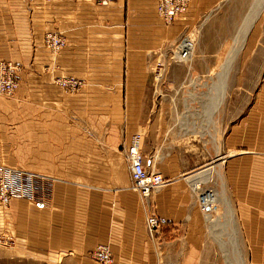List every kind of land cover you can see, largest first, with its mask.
Wrapping results in <instances>:
<instances>
[{
    "label": "crops",
    "instance_id": "0c3cea01",
    "mask_svg": "<svg viewBox=\"0 0 264 264\" xmlns=\"http://www.w3.org/2000/svg\"><path fill=\"white\" fill-rule=\"evenodd\" d=\"M199 1L212 2L209 8L217 2ZM155 6L0 0V61L23 67V163L36 186L33 200L0 207V236L12 239L0 264H97L89 253L99 244L109 246L112 264H191L206 221L193 193L207 192L201 185L209 167L187 176L202 161L188 138L206 134L207 124L171 123V107L151 102L147 67L186 29L179 21L164 26ZM46 34L64 38L58 54L44 48ZM243 51L250 84L264 75V23ZM70 78L79 83L76 91L58 84ZM255 94L258 105L250 109L259 123L247 129L253 134L246 142L262 148L256 157L263 165L254 167L248 186L235 185L245 194L237 201L243 240L252 263L264 264V89ZM93 120H101L99 129ZM135 128L147 130L139 134L145 169L170 180L146 200L132 189L121 156ZM237 129L227 139L231 157L243 155ZM150 214L161 222L154 240L145 229Z\"/></svg>",
    "mask_w": 264,
    "mask_h": 264
},
{
    "label": "rangeland",
    "instance_id": "374dc122",
    "mask_svg": "<svg viewBox=\"0 0 264 264\" xmlns=\"http://www.w3.org/2000/svg\"><path fill=\"white\" fill-rule=\"evenodd\" d=\"M205 3L199 0H191L187 12L177 17L172 24L167 25L168 27L179 21L186 26V29L174 42L163 45L156 65L147 67L148 89L152 94L151 102H154L153 105L171 107L169 113L171 123L184 121L187 124H193L194 127L201 123L207 124L206 134L203 131L204 135L201 137L197 134L196 137L190 136L188 138L189 145H196L198 152L201 148L202 161L198 162L197 166L195 165L187 176L209 167V173H207V176L205 174L204 177L207 186H201L206 187V194L211 193L213 197L215 196L213 210L210 207L209 217H211L207 221L206 214L200 209V195L196 197L192 191L203 215L202 217L206 218V221L204 220L205 227L200 241L196 243L197 248H194L196 252L191 264H230L232 261L235 262L234 264H253L248 247L243 240L238 218L237 201L238 198L245 199V194L243 191L238 194L235 184H240L242 187L248 186V178L251 177L253 172L256 174L254 167L257 168L263 165V159L256 157L263 155L262 148H252L249 143L247 144L246 137L253 134V132H248L247 129H256L259 123L260 116L251 111L250 108L255 104L258 105L255 93L264 89V75L257 76L256 80L249 84L245 75L248 66L246 64L242 66V56L244 47L249 42L251 32L255 26L264 23V0H217L210 8L209 4L212 2ZM206 6L207 10H205ZM261 8L263 10L253 22L244 44L239 50L240 52L237 53L232 66L228 70L223 94L222 90L218 89V84L229 53L238 38L247 29L256 11ZM53 35L63 38L58 34ZM179 46H181L180 49ZM44 48L52 55L60 52L54 54L46 47ZM178 49L180 53L186 52L187 56L181 57L177 51ZM0 63L11 65L17 83V87L11 95H0V178L6 174L29 176L28 174L31 173L25 171L23 163V67L6 61H0ZM260 69V72L264 74V68ZM73 81L75 80L70 78L62 80L58 84L67 91H76L79 87L77 85L74 89L62 85L64 82ZM234 126L238 128L234 133L239 136L238 139L240 140L238 141L237 153H243V155L237 157H231L234 152L232 153L233 150L230 151L227 146V139ZM234 149H236V146ZM123 150L121 156L125 161ZM217 151L219 154L217 153L218 156L215 159ZM34 178V176L28 178L31 180L33 187L32 200L36 189ZM68 180L72 181L69 177ZM250 184L254 185V183ZM189 187L191 188L190 184ZM223 197L234 214L233 220L236 223L233 227L234 231L232 226L228 225L223 207H220L217 202L218 198L220 200ZM254 197L262 198L263 196L254 195ZM212 221L215 224L213 226L209 224ZM219 222L224 223L223 234L220 237ZM219 238H221L222 243L219 242ZM11 243V237L0 236V257L2 252H5L11 246ZM236 252H238L239 259L235 256Z\"/></svg>",
    "mask_w": 264,
    "mask_h": 264
},
{
    "label": "built area",
    "instance_id": "2783aa9c",
    "mask_svg": "<svg viewBox=\"0 0 264 264\" xmlns=\"http://www.w3.org/2000/svg\"><path fill=\"white\" fill-rule=\"evenodd\" d=\"M49 2L50 0H44ZM97 4L106 5L113 0H95ZM191 0H157L156 13L161 22L167 26L175 19L187 12ZM44 47L56 54L63 49L65 42L57 35L47 34L43 38ZM64 86L74 89L79 84L76 81L64 82ZM17 87L12 67L7 63H0V95H11ZM140 136L133 135L123 154L128 167L132 188L141 199H147L154 191L160 190L170 181L157 173L147 172L144 157L139 147ZM29 176L21 174H6L0 178V207L6 209L15 198L30 200L32 198V184ZM200 209L203 212L202 206ZM161 228L159 218L150 214L145 219V229L149 239L154 240ZM89 258L98 264H112V254L108 245L95 246L89 253Z\"/></svg>",
    "mask_w": 264,
    "mask_h": 264
},
{
    "label": "bare ground",
    "instance_id": "6f19581e",
    "mask_svg": "<svg viewBox=\"0 0 264 264\" xmlns=\"http://www.w3.org/2000/svg\"><path fill=\"white\" fill-rule=\"evenodd\" d=\"M156 1L157 0H155V3H156ZM264 8V7H263ZM263 8H261L260 10H257L256 11V13L254 14V16H253V19L251 20V22H250V24L248 25V27H247V29L244 31V33L238 38V40H237V42H236V44L233 46V48H232V50H231V52L229 53V57H228V60H227V62H226V64H225V66H224V68H223V70H222V73L220 74V78H219V84H218V89L220 88L221 90H222V93L224 94V91H225V89L223 88L224 86H225V81L227 80V75H228V70L230 69V67L232 66V63L234 62V59L236 58V56H237V53L238 52H240L239 50L242 48V46H243V44H244V41H245V39H246V36H247V34H248V32L250 31V28H251V26H252V24H253V22H255V20H256V18L259 16V14L261 13V11L263 10ZM155 10H156V6H155ZM157 14V13H156ZM158 16V15H157ZM160 19V18H159ZM65 41V40H64ZM186 42V41H185ZM184 42V43H185ZM183 44V43H182ZM182 46V45H181ZM181 46H179V49H180V47ZM179 49L177 50L178 51V53H180L179 52ZM180 55H181V57H186L187 56V53L186 52H183V53H180ZM216 90V89H215ZM220 94V93H219ZM222 96V95H221ZM214 167V166H213ZM220 175V174H219ZM220 177V176H219ZM207 178V177H206ZM197 188V187H196ZM211 193L210 194H206V193H204V194H201L200 196H199V202H200V205L202 206V209H203V212H204V214H206V218H207V221H209V219H210V217H209V213H210V211H211V208H212V210H213V207H214V205H213V203L215 202V200H214V197L211 195ZM217 196V195H216ZM210 197H212V198H210ZM222 197V196H221ZM216 199V198H215ZM217 202L219 203V206L221 207H223V210H224V212H225V214L224 215H226V218H227V220H228V225H230V227L232 226V228L233 227H235V222H234V220H233V217H234V214H233V212H232V210H231V208H230V206H229V204H228V202L225 200V198L223 197V198H221L220 200H219V198H218V200H217ZM217 205V204H216ZM218 206V207H219ZM211 207V208H210ZM215 210V209H214ZM221 220V219H220ZM217 221V220H216ZM208 223V222H207ZM216 223V222H215ZM211 226H213V225H215L214 224V221H212V222H210L209 223ZM224 225V223H222V222H219V237L223 234V230H222V228L224 227L223 226ZM211 228V227H210ZM225 230V229H224ZM211 231H212V229H211ZM233 231H234V228H233ZM237 231V230H236ZM212 232H214V231H212ZM236 233V232H235ZM214 238H217V237H214ZM221 238H219V242L220 243H222L221 241L222 240H220ZM231 239H233V238H231ZM218 241V240H217ZM221 249V248H220ZM235 256H236V258L237 259H239L240 257H239V255H238V252H236V254H235ZM235 260V259H234ZM232 264H234L235 262H231ZM230 263V264H231ZM243 263V262H242ZM241 264V263H240Z\"/></svg>",
    "mask_w": 264,
    "mask_h": 264
},
{
    "label": "water",
    "instance_id": "95a60500",
    "mask_svg": "<svg viewBox=\"0 0 264 264\" xmlns=\"http://www.w3.org/2000/svg\"><path fill=\"white\" fill-rule=\"evenodd\" d=\"M92 125L93 127H95V129H99L101 125V120H93ZM134 132L137 134H145L147 130L143 128H136ZM70 179H73V177H70Z\"/></svg>",
    "mask_w": 264,
    "mask_h": 264
}]
</instances>
